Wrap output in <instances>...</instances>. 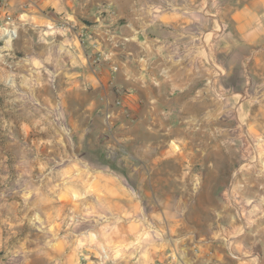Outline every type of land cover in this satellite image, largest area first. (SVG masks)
Masks as SVG:
<instances>
[{
  "label": "rangeland",
  "instance_id": "1",
  "mask_svg": "<svg viewBox=\"0 0 264 264\" xmlns=\"http://www.w3.org/2000/svg\"><path fill=\"white\" fill-rule=\"evenodd\" d=\"M132 1L95 0L93 22L53 16L37 28L15 27L11 39L0 31V264H72L73 248L97 242V263L112 264L110 257L119 256L121 247L113 242L121 239L126 220L114 206L122 204H129L128 209L139 205L134 218L144 215L145 221L141 233L134 225L128 228L124 246L129 249L185 234L206 243H232L230 249L241 258L251 255L258 262L264 255V77L262 69H249L248 61L232 69L235 63L226 50L217 56L212 28L216 33L221 28L215 9L208 10L213 49L203 163L180 162L201 142L192 139L191 150L181 149L178 141L166 144L167 155L175 158L154 164L153 151L143 153L135 141L127 146L126 127H117L130 118L122 100L128 92L114 86L99 91L73 77L82 68L74 46L60 39L63 32L73 33L82 23L84 30L96 29L97 37L110 42L120 13L129 7L168 12L185 0ZM197 8L192 5L190 10ZM223 22L224 29L231 28ZM84 36L80 31L79 38ZM100 44L93 45L96 52L85 53L93 65L104 60ZM216 60L222 68L213 75ZM148 138L152 146L158 144V139ZM159 171L167 184L189 192L178 197L138 195L137 189L148 191L160 183ZM149 172L145 180L140 177ZM169 173H177L180 180L168 179ZM112 183L127 198H120V190L107 198L105 188ZM177 200L185 202V212L174 210ZM127 219L131 224L132 217ZM239 239L241 249L234 244ZM83 262L80 255L79 264Z\"/></svg>",
  "mask_w": 264,
  "mask_h": 264
},
{
  "label": "crops",
  "instance_id": "2",
  "mask_svg": "<svg viewBox=\"0 0 264 264\" xmlns=\"http://www.w3.org/2000/svg\"><path fill=\"white\" fill-rule=\"evenodd\" d=\"M1 1L6 3L4 9L12 16L13 23L4 22L3 10L0 9V31H3V28L15 30V27L37 28L36 26L52 21L53 16L70 20L84 17L89 22H93L95 17V0ZM129 1L133 3L132 0ZM192 5L198 8L192 11L190 10ZM209 7L215 9L221 28L219 33L214 31L215 25L212 28L217 56L222 49L226 50L228 58L233 59L232 62L235 63L232 69L239 68L248 61L249 69H262L261 74L264 77V0H185L181 7L174 10L168 12L153 10L151 13L140 12L137 7H129L128 12L120 13V25L115 27L116 35L110 42H106L105 36L101 34L97 37L96 29L84 30L85 25L82 23H77V29L73 33L63 32L64 35L60 37L63 42L67 41L70 46L73 45L74 51L78 52V64L82 71L73 74L75 79L78 78V84L79 78H82V81L86 80L85 82L94 88H99V91L105 92L108 87L114 86L115 88H111L115 91L128 92L123 95L122 100L131 120L129 118L120 121L117 127H126L124 138L127 146H132L135 141L137 147L143 149V153L145 150H152L154 158L151 161L154 164H162L175 158L167 155L169 149L165 147L166 144L178 141L181 143V149L185 151L194 146V143H191L192 139H199L201 142L196 143L194 154L182 155L180 162L188 164L205 162L206 145L204 146L202 142L208 127L207 80L209 56L213 49L212 44L210 47L208 37ZM223 21H228L231 28L224 29ZM80 31L85 34L83 39L79 38ZM69 36L73 38L70 39ZM106 39L108 40V37ZM98 42L103 43L98 49L102 50L104 60L99 65H93L85 53L90 55L91 52H96L97 49L92 47L94 44L97 47ZM218 64L216 60L215 67H212L213 75H218L216 70L218 67L222 68ZM75 81L77 80L72 82ZM106 99L112 101L113 98ZM216 109L219 110L218 105ZM116 115L118 117L119 113ZM194 130L192 136L191 132ZM198 131L200 136L196 138L198 134L195 133H199ZM148 134L155 142L158 139V144L152 146ZM158 173L160 174L156 178L160 183L148 187V191L144 188L137 189L138 195L178 197L189 192L186 188L178 189L172 184H167L164 173L160 171ZM150 174L142 173L140 177L145 180ZM167 175L168 179L180 180L177 173ZM108 185L110 187L105 188L107 198L114 196L119 190L120 198H127V194L115 183ZM179 201L177 200L174 210L185 212V202ZM129 207V204L114 206L126 220L121 226L123 233L121 239L113 242L120 244L121 247L119 256L110 257L112 264H264V255L258 262L251 258V255L241 258V255L233 252V247L230 249L232 243L227 246L219 239L206 243L198 236L190 238L185 234L179 238L162 237L159 241L150 242L147 247L142 244L129 249L126 245L129 243L130 225L136 226L137 233L145 229L144 215L140 219L134 218L133 212L140 211L139 205L128 209ZM129 217L134 218L131 224L127 219ZM239 237L244 241L247 238ZM240 239L238 242L234 241V244L241 249L240 242L243 240ZM97 245L98 242L95 246L73 248L76 262L72 264H79L80 255L83 256V260L85 259L83 264H98L100 250ZM47 255L48 251L44 257Z\"/></svg>",
  "mask_w": 264,
  "mask_h": 264
},
{
  "label": "built area",
  "instance_id": "3",
  "mask_svg": "<svg viewBox=\"0 0 264 264\" xmlns=\"http://www.w3.org/2000/svg\"><path fill=\"white\" fill-rule=\"evenodd\" d=\"M4 8H6V3L0 0V9L3 10L2 12H3V17H4V22L6 24L13 23L12 16L7 11H5ZM3 30H4V35L8 36L9 39L10 37L15 35V31L12 30L11 28H3Z\"/></svg>",
  "mask_w": 264,
  "mask_h": 264
}]
</instances>
